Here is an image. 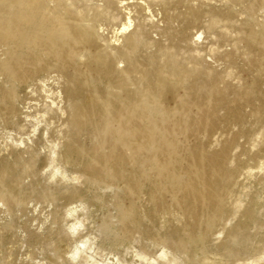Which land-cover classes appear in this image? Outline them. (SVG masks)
<instances>
[{
	"label": "bare ground",
	"instance_id": "1",
	"mask_svg": "<svg viewBox=\"0 0 264 264\" xmlns=\"http://www.w3.org/2000/svg\"><path fill=\"white\" fill-rule=\"evenodd\" d=\"M129 1L0 0V127L15 144L0 158V219H10L0 224V253L31 204L65 201L50 212L57 230L35 240L56 254L74 240L71 264L110 255L104 264H140L158 247L168 264L258 256L264 235L256 242L251 226L261 220L255 199L264 188V0H224L222 9L147 0L163 7L173 43L195 29L212 40L184 67L174 45L149 42L157 51L138 79L132 73L149 33L142 25L128 32L132 15L120 25L119 6ZM234 4H245L246 19L230 40ZM45 140L46 161L61 163L77 184L53 190L39 182ZM91 207L111 212L98 235L78 244ZM69 218L80 221L67 230Z\"/></svg>",
	"mask_w": 264,
	"mask_h": 264
},
{
	"label": "rangeland",
	"instance_id": "2",
	"mask_svg": "<svg viewBox=\"0 0 264 264\" xmlns=\"http://www.w3.org/2000/svg\"><path fill=\"white\" fill-rule=\"evenodd\" d=\"M175 1H179V0H175ZM251 1L252 0H248L247 2H251ZM195 2H196V4L203 3V4H205L206 7H210V8H214V9H222L226 5V1H224V0H197ZM128 3L130 4L129 6H126L124 4L119 6L120 7V14L122 17L121 21H120V25L121 24L127 25V23H128L127 18H129L132 15L131 17H132V21L134 23L132 25L133 27L131 26L132 28H130L128 30V32H131L137 25H142L146 28L147 32L149 33L148 43L146 42V46L143 48V51L140 54H138L137 58H136L137 69L132 73L133 74L132 76L134 77V79H138L142 76L141 71L143 69L147 68V64H148L147 57L150 54L157 51L156 48H152L148 45L149 42L158 43V45L163 47V48L171 47L174 45L176 47L175 52L177 54L181 55V57H182L179 65L181 67H184L185 65H187L188 63L191 62V60L189 61V59L191 58V55L196 54L198 51H204L206 49V46L209 45L211 40H212V36H209L204 29H202V30L195 29V30H192L190 32V35H189L187 41L183 42L180 39H177L173 43L170 40L169 36L166 35V32L169 29V25L165 19L164 9L160 4H158V3L152 4L147 0H141V1L130 0L129 2H127V4ZM137 4L140 5L142 8H140V7L135 8L134 6ZM131 6H133V7L131 8ZM232 7L236 13V18H235L236 23L231 28L230 40H233L234 38H236L239 27L241 26V24L246 19V15L244 12L245 4H234V5H232ZM127 8H129V10ZM146 10L148 13L146 12ZM125 11L127 13H125ZM180 11H184V8L183 7L180 8ZM126 14H128L129 16ZM136 17H137V21L135 20ZM144 19H146V20H144ZM204 20H209V18L207 17ZM150 22H151V24H150ZM176 27H178L177 24H176ZM200 32L203 33V36L199 39V36L197 34ZM114 36L115 35L110 36L111 40H112V37H114ZM195 36H197V37H195ZM194 39H197L199 41L194 40ZM193 40L195 41L194 42L195 44L194 43L192 44ZM112 41H114V38ZM120 41H122V40H120ZM116 43H118V42H116ZM227 48L230 49L231 47L228 46ZM208 61L210 62L211 59L209 58ZM123 65L125 66V64H122V63L120 64V66H123ZM121 68H125V67H121ZM48 95L50 96L51 94H48ZM39 117H41V115H39ZM33 129H34L33 127L30 128L31 132L33 131ZM12 138H13V132H11L9 130H4L2 127H0V155H1L0 158L5 157L8 154V151L10 150L11 146L15 145ZM53 140H54L53 141V152H54V146H55L54 143L56 142V139L54 138ZM45 141L43 143V147H42V151H41L42 152L41 153L42 156L40 159L41 162H39V164H38L40 172H41V175L39 177V182L43 186H47L53 190H61L64 187H68V186H72L74 184H77L76 182L72 181L71 179L64 178L63 173L65 171V168L61 165V163L53 162V164H52V163H49L48 161H46L47 156H49L50 153H52V150H51L52 149V143L47 141V140H45ZM56 143H58V142H56ZM5 149H7V150L5 151ZM43 156H45V157L43 158ZM59 171H60V174H59ZM71 183H72V185H71ZM248 187H253L252 183L248 182ZM259 196L260 197L255 199V201L257 203L256 204V211L258 214L261 215V220L258 224L251 226L252 228H254V231H257V233H258L256 240H255L256 242H260L262 240V236L264 235V188L261 190ZM242 200L245 203L247 202L246 197H242ZM58 204H59V207H57V205H53L50 207L46 206V205H39L36 208H35L34 204H31L29 210L26 213L22 214V216H19V218L16 220L14 231L8 232L6 234V251H3L2 253H0V256L5 254L6 257L9 260H11L10 261L11 264H48L50 262H53L54 264H67V263L69 264L70 262H68L66 258H68V256H69V254H68V251L70 250L69 246L74 245L73 244L74 240L71 241L72 244L71 243L66 244L62 248V251H60V253H58V254H56L57 252H55V251L46 250L40 244L41 242H37V240H35L36 236L37 237L40 236V237H42V239L45 238V236L48 235V232L51 229H53L55 231L57 230V224H55L54 220H52V218L50 216V212L51 211L54 212L57 209H59L60 207L62 208L63 206L68 205V202L63 201V202H60ZM77 205H79V204H76L74 206L77 207ZM81 208L82 207H79V211H81ZM90 209L92 210V212ZM88 210H90V211H88ZM108 211L111 212V209L109 208ZM108 211L107 210H101L97 207H91V208H88L86 211H84L85 216H81V217L78 216V217H80L81 220L84 221V226L79 227L80 231L77 234H75V237L78 238V242H77L78 244L84 240H87L89 238H94L96 235H98V232L96 231V229L98 227L97 225L100 221V218L103 215H105ZM91 214H93V215H91ZM75 218H77V217H75ZM75 218L74 219L69 218L68 221L65 223V228L67 230L69 229L70 226H72L74 223H76L75 221H77V222L80 221V219L75 220ZM85 221H87V222L85 223ZM8 222H10V219L6 218L4 216L2 219H0V224H2V225H6ZM92 235H93V237H92ZM138 249H139L138 247L137 248L135 247L133 249V251L131 250L132 252L129 251V257L133 256V253L135 256V254H136L135 252H138L140 250V249L139 250ZM161 250L165 251L166 248H164V247L153 248L152 254L150 253L151 256H149V258H148L149 260L147 261L145 259L137 258L138 263H140V264H162V263L168 264L167 258L162 260L159 257L161 252H163ZM108 257L104 258L102 256H98V259L102 264H104L107 261L106 259ZM109 258H114V257L110 255ZM210 258H211V260H214L215 255L211 254ZM165 262H167V263H165ZM223 262H224V264H231L226 260H224ZM235 264H264V250L258 256H248V255L242 256Z\"/></svg>",
	"mask_w": 264,
	"mask_h": 264
}]
</instances>
